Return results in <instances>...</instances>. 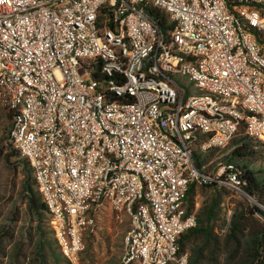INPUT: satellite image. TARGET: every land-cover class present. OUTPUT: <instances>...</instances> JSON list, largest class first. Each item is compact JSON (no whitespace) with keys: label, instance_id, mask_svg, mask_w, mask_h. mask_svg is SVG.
<instances>
[{"label":"built area","instance_id":"2783aa9c","mask_svg":"<svg viewBox=\"0 0 264 264\" xmlns=\"http://www.w3.org/2000/svg\"><path fill=\"white\" fill-rule=\"evenodd\" d=\"M0 94L68 264L105 207L130 218L120 264H187L189 185L241 190L194 145L224 146L240 121L264 141V0H0Z\"/></svg>","mask_w":264,"mask_h":264},{"label":"trees","instance_id":"16d2710c","mask_svg":"<svg viewBox=\"0 0 264 264\" xmlns=\"http://www.w3.org/2000/svg\"><path fill=\"white\" fill-rule=\"evenodd\" d=\"M146 13L164 33L167 29L173 26V22L166 18L164 10H161L159 7L153 5L147 6ZM5 115L7 118H10V123L7 125L6 135L0 138V155L9 167H12L13 169L20 168L22 172L21 191L25 203V212L34 219V232L37 235L34 240L35 248L33 252L38 260V264H43L46 262L48 250L52 249V240L46 237L47 231L43 226L44 221H46L49 231L53 234L49 222V214L35 185L32 167L29 160L25 155L20 153L18 148L9 139V128L12 123L13 112L8 108ZM260 145L264 146V141L255 139L246 133L243 128V123L240 121L238 129L229 140L228 152L221 158L223 163L216 166L215 170L220 165L227 163L233 164L238 171L239 177L241 178L240 191L264 205V166L255 167L250 162V157L260 151ZM220 147L223 146H211L209 148L202 149L198 144H195L192 151V160L194 164L204 172H214L215 170H208L207 165L210 160L214 159L216 151H219L220 153L224 152V150H220ZM12 157H15V159L11 160ZM221 160L218 159L214 161L220 162ZM195 185L196 184L192 182L186 192V196L184 198L186 211H193V204L192 202H188V197ZM201 185L218 187L214 184ZM214 207V198L210 200V203L206 208L204 206H200L197 211H194L196 223L182 231L178 237L179 250H185V239L195 234H201L203 236L202 243L192 247V251L188 256L187 264H201L203 257L202 251L207 245L209 246L207 256L210 257L208 264L218 262L216 253L219 241L215 237L213 227L210 224L214 216ZM250 211L258 212L264 216V208L258 204H253V209H250ZM239 216H242V214H233L232 223L226 234L228 243H231L230 245H232L229 249L230 255L227 258V264H264L263 230L257 231L244 238V236L241 235L243 233L239 223ZM18 219L19 218L17 216H13L10 218V221L12 222L6 221L0 225V264H7L4 262L6 257L9 262H12V264H23V262H19L20 258L23 259V257H27V254L23 251L22 247L24 238H15L16 229L14 223ZM12 224L13 226L11 227ZM92 234L94 233L86 232L84 236ZM32 235L33 234L30 232L28 238L32 239ZM52 236L56 243L55 236ZM8 245L10 246L7 248ZM58 257V259H62L67 262L60 250L58 252Z\"/></svg>","mask_w":264,"mask_h":264},{"label":"rangeland","instance_id":"374dc122","mask_svg":"<svg viewBox=\"0 0 264 264\" xmlns=\"http://www.w3.org/2000/svg\"><path fill=\"white\" fill-rule=\"evenodd\" d=\"M161 10L164 9L161 8ZM80 69L81 72H84L83 67ZM177 80L187 92L190 82L186 80V76L179 77ZM191 91L195 92L193 88ZM7 109V105L0 94V138L6 135L7 125L10 123V118H7L5 115ZM228 143L220 147V150H224L223 153L219 151L215 152L214 159L210 160L207 165L208 170H215L216 166L223 163L221 158L229 150ZM259 148L260 151L250 157V162L255 167L264 166V146L260 145ZM14 159L15 157L11 158V160ZM218 159L221 161H214ZM21 178L22 172L20 168L13 169L9 167L0 155V225L6 221L12 222L10 218L13 216L19 218L14 223L16 229L15 238H24L22 247L23 251L27 254V257L20 258L19 262H23V264H38V260L33 252L35 248L34 240L37 236L34 232L35 221L25 212V203L21 191ZM212 198L215 199V207L213 220L210 224L213 227L215 237L219 241L216 253L218 262L212 264H227V258L230 255L229 249L232 245L228 243L226 234L232 223L233 214H242V216H239V223L243 233L241 235L245 238L260 230L264 232V216L258 212L250 211V209H253V204H258L263 208L264 205L242 191L201 184H196L193 187L188 197V202H192L193 211H197L200 206L206 208ZM129 225L130 218L124 211L117 212L110 207L104 208L98 215V228L96 232L92 235L84 236V247L80 253L79 264H120L123 252V236ZM43 226L47 231L46 237L52 240V249L48 250L46 262L43 264H68L64 260L58 259L59 248L53 239V234L46 225V221H44ZM30 232L33 234L32 239L28 238ZM202 240L203 236L201 234L191 235L184 240L188 256L192 251V247L202 243ZM208 249V245L203 248L201 264H208V260L210 259L207 256ZM4 262L12 264V262L7 260V257L4 259Z\"/></svg>","mask_w":264,"mask_h":264},{"label":"crops","instance_id":"0c3cea01","mask_svg":"<svg viewBox=\"0 0 264 264\" xmlns=\"http://www.w3.org/2000/svg\"><path fill=\"white\" fill-rule=\"evenodd\" d=\"M106 208V207H105ZM104 209V208H103ZM102 212V211H101Z\"/></svg>","mask_w":264,"mask_h":264}]
</instances>
